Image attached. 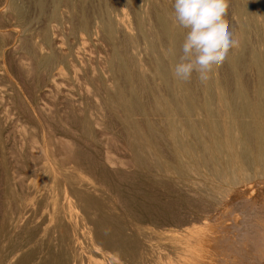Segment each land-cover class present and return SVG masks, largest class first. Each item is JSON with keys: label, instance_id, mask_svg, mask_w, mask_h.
<instances>
[{"label": "bare ground", "instance_id": "6f19581e", "mask_svg": "<svg viewBox=\"0 0 264 264\" xmlns=\"http://www.w3.org/2000/svg\"><path fill=\"white\" fill-rule=\"evenodd\" d=\"M54 1L57 18L67 0ZM248 1L231 8L239 46L201 83L195 72L189 82L173 75L187 33L174 11L157 13L150 35L134 9L149 69L123 19L101 24V56L85 59L48 32L23 51V8L0 0V18L19 25L0 27V53L32 79L20 100L0 64V264H150L144 223L123 209L112 181L138 172L204 202L166 264H264V0ZM82 21L80 44L94 53Z\"/></svg>", "mask_w": 264, "mask_h": 264}, {"label": "rangeland", "instance_id": "374dc122", "mask_svg": "<svg viewBox=\"0 0 264 264\" xmlns=\"http://www.w3.org/2000/svg\"><path fill=\"white\" fill-rule=\"evenodd\" d=\"M13 1L20 4L23 8L24 17L22 23L19 27L18 23L15 21L10 20L7 17H2L0 18V27H6L10 24H15L17 27L26 31L28 35L31 34V36H33L28 37L24 41L23 51L27 48L29 49L33 42L41 44L43 34L48 32L52 38H57L64 41L66 43L64 44V47L73 46L74 49H77L80 46L83 52L82 56L85 57V59H89L90 55L94 56L98 53V51L105 48L107 49V43H105L106 40L103 36L104 34L101 29V24L106 22V19H112L114 21L123 19L134 33V44L137 46L135 47L136 50H134L136 51L137 58L140 61L142 60L141 62H143V64L145 63L144 66L146 65L145 67L149 69L153 65V60L151 54L146 50V44L143 37H141L140 34L134 29V9L137 8L145 16L146 25L149 29L150 35H156L155 33L157 32V13L161 12V10L164 8L174 11V0H153V2H149L147 0H67L65 4L61 2L58 5V17L54 18L53 13L56 9V3L54 0ZM233 2L234 0H228L229 7L225 20L228 24L229 31L232 34L233 32L235 34L236 29L233 28V26L236 27V25L233 21V13L231 9L233 8ZM248 2H253V0H249ZM83 19H86L89 25L91 38L87 41V43L88 45H91V50L94 51V53H92L88 48L84 49L83 45L80 44L81 37L87 38V35L84 32H81L79 28L83 22ZM57 32L60 34L57 35ZM122 40L123 37H119V41ZM76 43L77 46L75 45ZM99 55L100 54L96 56ZM13 60L14 57H3V55L0 53V64L3 65L4 68L8 69L13 80L17 82L16 83L14 81L16 89H18L19 93L18 98L21 100V96L24 97V93L27 95V90L25 89H27L31 84L32 79L27 78L26 75L16 67L15 61ZM23 80L25 83H22L24 82ZM0 83L3 84L4 81L1 80ZM11 101L8 100L9 105H11ZM102 112L104 116L107 117L108 111L104 110ZM107 118H109L107 119L108 121L113 122L110 117ZM15 132L16 129L13 128V134L17 136L18 133ZM122 148V145H119L115 148V150H118L116 151V155L119 151L123 150ZM119 155H124V150L121 151V153L119 152ZM130 174H121V177H124L123 180V177L120 178V175L112 178V181L113 183L115 182L114 185L119 193L122 207L128 214L138 217L144 223L145 233L141 241H143V246L145 244H149L151 246L149 252L147 253V256L150 260L149 263L166 264L167 261V263L172 262L176 256V245L173 238L175 236L180 238L181 235L179 232H181V230L186 226H190L187 223L190 222V219L196 217L200 210L199 207H203L204 202H201L199 197L196 195L190 196V194L182 187H177L173 184L165 182L162 184H155L149 180V177L144 172ZM1 187L2 186H0V189L2 190L3 188ZM1 190L0 193H3H1L2 195H0V199L2 198L3 200H0V229L3 222L4 209L6 206L4 190ZM21 256L22 253H17L13 257V260L17 262Z\"/></svg>", "mask_w": 264, "mask_h": 264}, {"label": "clouds", "instance_id": "9594fccd", "mask_svg": "<svg viewBox=\"0 0 264 264\" xmlns=\"http://www.w3.org/2000/svg\"><path fill=\"white\" fill-rule=\"evenodd\" d=\"M228 7V0H174V22L187 30L174 66L176 79L189 82L195 72L206 83L230 50L239 46L225 20Z\"/></svg>", "mask_w": 264, "mask_h": 264}]
</instances>
